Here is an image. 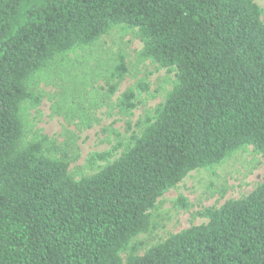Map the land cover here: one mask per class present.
I'll return each instance as SVG.
<instances>
[{
  "label": "trees",
  "instance_id": "trees-1",
  "mask_svg": "<svg viewBox=\"0 0 264 264\" xmlns=\"http://www.w3.org/2000/svg\"><path fill=\"white\" fill-rule=\"evenodd\" d=\"M117 27L136 33L139 62L175 80L126 145L91 154L88 168L104 165L75 179L53 139L24 144L21 113L40 103L38 72ZM126 73L120 56L108 97ZM136 91L147 84L120 96L122 115ZM249 147L264 160V22L253 0H0V264H264V182L143 256H120L150 230L160 197ZM175 205L188 209L182 197Z\"/></svg>",
  "mask_w": 264,
  "mask_h": 264
},
{
  "label": "rangeland",
  "instance_id": "rangeland-1",
  "mask_svg": "<svg viewBox=\"0 0 264 264\" xmlns=\"http://www.w3.org/2000/svg\"><path fill=\"white\" fill-rule=\"evenodd\" d=\"M253 1L264 22V0ZM141 49L142 43L134 31L117 27L94 46L70 54L62 61L50 62L31 81V89L40 103L35 107L29 103L23 106L24 144L37 134L46 135L57 143V158L66 154L72 177L79 179L94 174L104 164L98 163L90 169L86 163L88 157L109 151L119 143L126 145L138 133V123L164 102L174 83V73L139 62L137 55ZM120 56L125 60L127 73L118 81L115 93L108 97L107 82L113 84L109 80L110 72ZM140 81L147 84L148 92L136 91V108L130 116H124L116 104L126 90ZM263 182L264 160L250 147L215 169L191 172L158 199L150 212V230L132 239L120 253L121 258L125 261L130 254L143 256L170 236L206 223L197 213L246 196ZM179 197L187 201L188 209L175 205Z\"/></svg>",
  "mask_w": 264,
  "mask_h": 264
}]
</instances>
